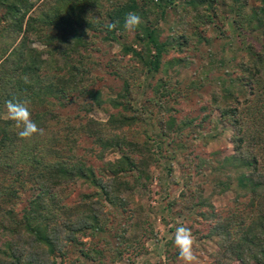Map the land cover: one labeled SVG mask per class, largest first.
<instances>
[{
  "label": "trees",
  "instance_id": "16d2710c",
  "mask_svg": "<svg viewBox=\"0 0 264 264\" xmlns=\"http://www.w3.org/2000/svg\"><path fill=\"white\" fill-rule=\"evenodd\" d=\"M43 1L0 0V264H85L101 257L94 248L87 252L80 248L79 258L63 261L67 246L78 245V238L103 232L106 217L112 214H104L103 204L113 209V213L116 208L123 210L126 201L122 194L136 190L141 178L149 179L146 164L155 160L148 140L122 144L113 132L137 122L125 112L138 103L135 93L144 85L140 81L143 76L147 79L162 74L153 85L145 83L152 97L146 101L148 105L142 104L139 109L147 116L159 104L157 98L177 92H169L175 85L170 71L181 60L164 61V56L171 50L181 53L186 49L193 53L191 60L197 63L200 83L210 78L208 84L218 88V93L211 92L210 104L221 122L226 121L233 130L230 138L233 153L214 166H207L214 177L212 188L219 191L231 188L235 199L247 198L245 207L249 210L248 216L235 223L229 217L220 220L215 216L212 232L219 238L222 257H234L238 264H248V259L255 257L257 264H264V0H254L255 7L249 5L252 0H180L179 10L176 9L179 0ZM171 11L175 16L169 23L166 18ZM129 12L138 14L142 20L134 35L138 50L123 45V54L134 60L127 70L122 64L115 69L104 64V69H109L108 76L119 81V89L114 96L103 99L101 92L93 89L101 78L92 74V60L86 69L72 55L78 53L75 38L93 30L97 35L103 33L102 41L119 43L125 35L123 22ZM147 15H153L151 22ZM53 19L54 27L63 25L62 42L50 28ZM108 22L119 23L109 31L104 27ZM160 22L167 23L170 33L161 41ZM28 36L39 37L44 48L38 51L30 47ZM215 43L218 46L214 47ZM60 45L61 54L55 53ZM214 71L216 75L211 77ZM235 92V103L226 104V99ZM83 96L92 103H78ZM13 98L29 101L31 118L44 130L43 135L21 140L13 122L1 117L6 111L5 102ZM76 104L83 114L91 106L103 104L119 111L110 114L106 122H91L93 131L88 132L85 116L64 115L68 106ZM40 107L42 111L38 112L36 109ZM172 123L173 118H168L156 133L162 138L151 140L158 150L159 142L172 132ZM80 135L93 137L92 144L100 148L125 146L120 158L105 168L109 175L104 182L93 175L90 166L75 157L74 147ZM173 142L170 140L168 144ZM178 151L181 148L175 144L168 150L169 157ZM208 163L200 160L197 172ZM20 165L30 172L25 173ZM193 181L189 178L184 186L189 187ZM77 182L93 186L97 192L83 194L74 204L67 205L56 190ZM24 190L31 194L17 211L16 203ZM191 196L197 199L198 206H206L211 194L204 198L198 191ZM98 197L104 199L103 204ZM152 257L144 261L149 262Z\"/></svg>",
  "mask_w": 264,
  "mask_h": 264
},
{
  "label": "rangeland",
  "instance_id": "374dc122",
  "mask_svg": "<svg viewBox=\"0 0 264 264\" xmlns=\"http://www.w3.org/2000/svg\"><path fill=\"white\" fill-rule=\"evenodd\" d=\"M53 1L44 0L43 2ZM179 4L180 0L176 7L177 10L181 8ZM249 5L255 7L257 4L252 0L249 1ZM58 13L61 14V11ZM147 16L149 18L147 20L151 22L150 18H153V15ZM174 16L175 14L171 11L166 21L171 23ZM55 21L53 19L50 28L55 30L56 38L62 42L60 38L64 32L62 31L63 25L59 23L58 27H54L52 24ZM159 28L161 41L170 33L167 30V23L160 22ZM124 32L125 35L122 36L119 43L102 41L103 33L97 35L93 33V30H87V34L81 33L75 38L78 53L72 55L77 60L82 61L80 67L85 66L86 69L87 64L92 60L94 63L90 66L92 74L101 78L100 81L95 82L93 89L99 90L103 99L114 96L119 89V81L108 76L109 69H104V64L115 66L113 69L122 64L127 70L134 63L130 55L123 54V45H131L133 49L138 50V47L134 45L136 31ZM79 36L81 37L80 40L77 38ZM28 37L30 47L38 51L44 48L39 37ZM215 46L218 44L215 43ZM198 49H201V45L198 46ZM62 50L63 47L60 45L55 53L61 54ZM192 54L191 49H186L181 53L171 50L164 56V61L171 58L181 60L179 65H174L170 71L171 79L175 85L170 88L169 92H177L168 97L157 98L159 104L153 107L148 116L139 109L142 104L148 105L146 101L152 97L151 90L149 87H145V83L148 82L153 85L160 80L162 74L159 72L147 79L143 76L140 80L143 81L144 85L135 93L138 103L133 105L131 111L125 112L126 115L133 116L137 122L130 127H123L120 132L113 133L118 135L117 137L122 144L133 140L139 143L148 140L149 149L153 151L152 158L154 157L155 160L146 164L145 172L149 175V179L141 178L136 190L123 193L122 198L126 201V206L123 210L116 208L115 213L107 204L102 203L104 200L102 197H98V200L103 204L104 214L112 212L106 217V227L103 228V232L93 236L86 235L78 238V245L67 246V256L63 258V261L79 258L78 250L80 248H82V252L94 248L100 252L101 257L94 262L86 261L85 264H182V261L178 259L177 249L169 237L175 232L176 226L183 224L189 227L193 233L195 238L194 250L199 264H218L219 261H223L225 264H238L234 257H222V250L219 249L218 244L219 238L215 232H212V228L216 220V218L214 220L215 216L220 220L229 217L234 223L240 217L248 216L249 210L245 207L247 198L235 199V192L231 188L224 191L213 189L214 177H211L207 167L209 165L214 166L222 157L233 153V145L230 139L233 130L229 128L230 126L226 121L221 122L217 110L210 104L211 92L218 93V88L214 84H208L209 80L211 83L210 78L206 83H200L198 80L200 76L197 77L200 71L197 70V63H192ZM225 55L229 56L227 53ZM199 62L202 61L199 59ZM58 63L61 64V61L59 60ZM214 75H216L215 71L211 73V77ZM201 84L203 85L202 88L200 87ZM236 98L237 93L235 92L226 99L225 103L232 105ZM81 101L87 104L92 103L85 96L78 100V103ZM36 110L40 112L42 107ZM117 111L119 110L103 104L100 107L93 105L89 111L83 114L76 104L68 106L64 110V115L85 116L87 118L85 127L87 126L88 132H92L93 124L91 122H106L109 115L115 114ZM1 117L6 118V111L1 113ZM170 117L173 118L170 127L172 132L169 133L167 139L159 142L160 149L158 150L151 143V140L162 138L156 136V133L158 128L164 127L165 121ZM147 125H151V128ZM179 128H182L179 133L175 132ZM144 129H146L145 132ZM170 140H174V142L168 144ZM92 142H95V139L91 136H87V138L82 135L78 136L74 155L85 162L87 166H90L93 169V175L104 182L109 175L105 168L120 158L125 146L120 144L122 145L120 148L119 146L100 148L98 145H93ZM166 144L168 145L166 146ZM175 144L179 145L181 151L174 152V156L169 157L168 150L172 149ZM200 160L209 163L197 172V163ZM20 167L24 169L25 173L30 172L28 167L22 165ZM189 178L194 181L189 183L192 185L185 187L184 185L187 184ZM56 191L63 196L64 203L67 205L74 204L83 194H95L97 192L96 188L87 186L82 182ZM198 191H201L204 198H207L209 193L211 194L207 198L208 205H197V199L191 195ZM30 194L31 191L29 190L21 192V200L16 203L17 211L25 205ZM179 196H182V199ZM92 197L96 199V196L92 195ZM116 234H122L120 239H116ZM152 255L154 257L149 262L144 261ZM248 264H257L256 258L248 259Z\"/></svg>",
  "mask_w": 264,
  "mask_h": 264
},
{
  "label": "clouds",
  "instance_id": "9594fccd",
  "mask_svg": "<svg viewBox=\"0 0 264 264\" xmlns=\"http://www.w3.org/2000/svg\"><path fill=\"white\" fill-rule=\"evenodd\" d=\"M118 23L108 22L104 27L112 31L117 28ZM141 24V17L134 12H129L124 19L123 29L126 32H135ZM28 103L27 100L16 98L5 102L6 118L13 122V127L17 130V136L26 141L44 134V130L32 120ZM169 239L172 240L174 247L177 249L178 259L182 261V264H199L194 250L195 238L189 227L183 224L176 226L175 232L170 235Z\"/></svg>",
  "mask_w": 264,
  "mask_h": 264
}]
</instances>
